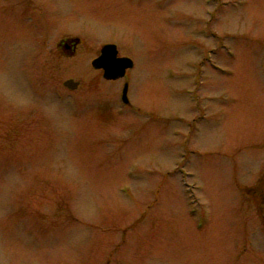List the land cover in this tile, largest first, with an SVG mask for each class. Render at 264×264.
I'll use <instances>...</instances> for the list:
<instances>
[{"label":"rangeland","instance_id":"obj_1","mask_svg":"<svg viewBox=\"0 0 264 264\" xmlns=\"http://www.w3.org/2000/svg\"><path fill=\"white\" fill-rule=\"evenodd\" d=\"M263 188L264 0H0V264H264Z\"/></svg>","mask_w":264,"mask_h":264},{"label":"water","instance_id":"obj_2","mask_svg":"<svg viewBox=\"0 0 264 264\" xmlns=\"http://www.w3.org/2000/svg\"><path fill=\"white\" fill-rule=\"evenodd\" d=\"M76 42L78 38L74 39ZM133 60L126 56H119L118 47L116 44L108 43L102 46L100 54L92 61V66L95 69L103 71V77L106 80H117L125 76L126 70L132 68ZM64 86L68 89L75 90L79 86V82L74 79L64 81ZM128 84H125L122 92V100L124 103H129L128 99Z\"/></svg>","mask_w":264,"mask_h":264},{"label":"flooded vegetation","instance_id":"obj_3","mask_svg":"<svg viewBox=\"0 0 264 264\" xmlns=\"http://www.w3.org/2000/svg\"><path fill=\"white\" fill-rule=\"evenodd\" d=\"M74 39H76V38H70V39L62 40L59 44V47L61 49H63L65 51V53H67V54H70V55L75 54L77 51V47L80 43V40L78 42H76ZM134 66H135V63H134ZM130 70H132V69H127L125 76L123 78H121V79H125L123 87L125 86V84H128V93H129L130 84H129V79L127 77V74ZM128 98H129V96H128ZM125 105H126V107H132L130 98H129V103H127ZM261 198L263 199V201H261V202L264 205V188H263V197H261ZM110 262L111 261H109L108 264H110Z\"/></svg>","mask_w":264,"mask_h":264}]
</instances>
